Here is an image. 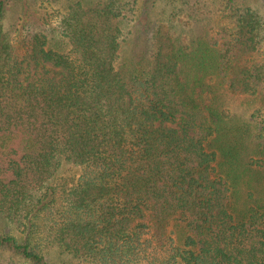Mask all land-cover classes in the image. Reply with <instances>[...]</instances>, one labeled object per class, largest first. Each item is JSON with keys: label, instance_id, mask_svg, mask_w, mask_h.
Instances as JSON below:
<instances>
[{"label": "trees", "instance_id": "trees-1", "mask_svg": "<svg viewBox=\"0 0 264 264\" xmlns=\"http://www.w3.org/2000/svg\"><path fill=\"white\" fill-rule=\"evenodd\" d=\"M17 1L0 0V216L20 236L0 234L15 256L0 264H264L263 159L221 101L258 99L263 133L264 10L176 0L179 22L123 58L128 2L70 1L67 49L43 11L12 36ZM64 164L77 171L56 180Z\"/></svg>", "mask_w": 264, "mask_h": 264}, {"label": "rangeland", "instance_id": "rangeland-1", "mask_svg": "<svg viewBox=\"0 0 264 264\" xmlns=\"http://www.w3.org/2000/svg\"><path fill=\"white\" fill-rule=\"evenodd\" d=\"M70 1L76 2L80 0H18L11 2L7 6V12L4 19L5 28L10 30L12 36L18 32L17 29H22V25L31 23L38 19V16L43 11L47 13V26L51 31V36H54L53 44L57 42L63 43V47L68 49L64 38H62L59 23L61 18L67 12ZM84 9L95 8L102 6L107 0H81ZM128 2L124 14L125 18L122 22L123 28V42H122V57H128L133 53L149 47L151 38L157 27L163 24V29H167L172 22H179L173 17V5L176 0H123ZM211 6H218L219 0L214 1ZM194 2V1H192ZM236 6H252L264 10V0H235ZM43 16V14H42ZM215 20L220 19L215 13L211 15ZM188 17L183 18L182 22L188 21ZM201 17L192 18L189 25H183L182 33L186 36L185 42L193 41L198 38L203 31L205 20ZM165 24V25H164ZM180 26V23H177ZM21 49L18 46L14 47V55H19ZM31 72V69H30ZM28 73H24L22 79L28 77ZM222 104L235 116V126L240 127V130L246 134V137H239L240 144H242V151L245 153L248 148L253 152L247 155L246 158L263 159L264 163V131L261 134L258 126V121L252 119V113L260 107V101L252 97H245L239 94H230L223 90ZM263 118V117H262ZM262 118H260L262 120ZM261 134L260 138L255 139V136ZM260 143L261 145H258ZM248 153V151H247ZM248 160V159H247ZM77 168L69 164H64L60 167L56 180L59 176L76 173ZM257 173L256 171L253 172ZM262 190V188H261ZM10 233L15 236H20L18 230L9 224L3 217L0 216V234ZM15 256L10 250L0 249V261L9 262L14 261ZM53 261L63 264H72L77 262L76 259L68 254H62L58 250L51 253ZM179 264H184L180 262Z\"/></svg>", "mask_w": 264, "mask_h": 264}]
</instances>
